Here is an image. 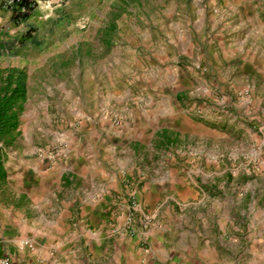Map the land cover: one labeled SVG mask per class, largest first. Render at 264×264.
Returning <instances> with one entry per match:
<instances>
[{
  "label": "rangeland",
  "instance_id": "obj_1",
  "mask_svg": "<svg viewBox=\"0 0 264 264\" xmlns=\"http://www.w3.org/2000/svg\"><path fill=\"white\" fill-rule=\"evenodd\" d=\"M31 1L25 22L13 17L23 11L17 0H0V74L24 70L28 91L20 133L0 140V220L26 206L17 193L34 191L52 161L67 177L71 163H86L81 175L113 198L101 219L78 209L80 233L109 245L94 259L79 246L82 264H264V0ZM101 97L126 98L101 112ZM147 97H179L181 115L153 121L124 148L108 139L91 149L102 133L107 140L101 127H138ZM196 151L186 163L200 171L191 173L194 192L145 187ZM65 181L70 197L76 188Z\"/></svg>",
  "mask_w": 264,
  "mask_h": 264
},
{
  "label": "crops",
  "instance_id": "obj_2",
  "mask_svg": "<svg viewBox=\"0 0 264 264\" xmlns=\"http://www.w3.org/2000/svg\"><path fill=\"white\" fill-rule=\"evenodd\" d=\"M169 43L167 49L170 50L171 41H169ZM170 54L171 51H167L165 54L166 58H168ZM161 63L163 62L159 61V64ZM155 67L158 68L159 65ZM162 89L161 92L167 91V87H163ZM101 98L102 99L99 101L101 112H107V107L104 106L103 103H106L107 100H111L112 98L123 102L126 97ZM147 98L148 103L142 109L144 120H140L138 127L135 126L134 130L125 135H122V133H113L114 135H111L106 128L101 127L100 129L105 131L107 140L104 139V133H102L101 135H103V138H100V144L95 146L90 144L91 149L93 148L95 150V148L100 145H107L106 142L108 139L111 144L115 145L116 150L118 147L124 148L126 145H131L135 141L137 142L140 133L143 134L149 131L153 121L156 120L159 122L162 118L167 119V121H173L174 118L177 117L176 114L180 112L179 97H175V99L174 97ZM165 99H167V101H165ZM165 102H167V104ZM77 111L80 110L78 109ZM152 112L155 113L153 114L154 118L151 116ZM180 115L179 113V116ZM164 128L168 129L169 127L164 126ZM89 129V132H94L93 134L98 132L96 126H91ZM159 130L160 128H156L155 133ZM176 132L180 135L186 134L180 130ZM81 135H83V133L80 134V137ZM114 136L116 137L113 138ZM171 146H174V143H171ZM172 148L173 147H171V149ZM176 154H181V150H175L172 161H175L176 157H179L176 156ZM197 155L198 152L196 151L193 157H188L184 160V163H178L176 161V168L165 171L159 180L151 178L150 183H146L145 187L147 188L148 186L149 191L154 193V196L161 195L163 191H165V187L173 190L175 192V197H185L189 192H194L192 187L194 178L191 176V173L200 171L197 163L191 165L192 169H189L186 163L188 161H196ZM81 168H87V164L80 163V165H76V163H71L67 169H63V172H69L67 173V177L64 176V174L61 175L60 170H57V163H53L52 161L49 168L47 167L45 171H42V175L37 171L36 179L38 182L34 191H27L25 193L19 191L17 193V197H25L26 206L18 209L14 207L10 208L8 213L10 217H6V220L5 218H3L4 220L2 221L0 220V258H5L7 264H82L78 247L83 245H86L89 250L93 252L92 259L107 254L109 246L108 239L100 235L99 237H86L83 233L81 234L77 228V223H79V221L76 222V215L78 209H80L81 214L87 216L86 221H93V216L95 215H99V219H101V215H105L109 212V209H112L111 198H113V195L111 196L109 194L110 197H108V187L97 184L94 180L95 176H90V179H88L87 175H81L84 173ZM70 173H73L71 177H69ZM101 174H103V179L108 178L106 170L102 169ZM65 180H71L69 181L71 182L70 187H72V189L76 188V190H81L82 193L77 194L75 190V194L70 197H65L62 191L65 189V186L60 187L66 183ZM80 183L82 185L81 187ZM84 184H87V186H84ZM98 190L100 194L99 197L96 198L94 192ZM142 191H144V189ZM102 194H104L103 197ZM131 194H137L139 201L140 198L142 201L144 197L143 194L137 190H134ZM145 197L147 200L148 195ZM78 201L82 204L78 205ZM122 208L131 210L130 206H123ZM0 210L6 212L4 207ZM17 211L19 212V216H17ZM203 221L205 224L209 223L206 217ZM211 221L213 220L211 219ZM1 231L7 232V235H4V233L2 234ZM22 245H25V248H23ZM90 264H96V261Z\"/></svg>",
  "mask_w": 264,
  "mask_h": 264
},
{
  "label": "trees",
  "instance_id": "obj_3",
  "mask_svg": "<svg viewBox=\"0 0 264 264\" xmlns=\"http://www.w3.org/2000/svg\"><path fill=\"white\" fill-rule=\"evenodd\" d=\"M21 12L15 11L14 18L27 21L35 3L31 0H17ZM27 74L17 68L8 69V75L0 74V140L15 141L20 133V116L27 100Z\"/></svg>",
  "mask_w": 264,
  "mask_h": 264
},
{
  "label": "built area",
  "instance_id": "obj_4",
  "mask_svg": "<svg viewBox=\"0 0 264 264\" xmlns=\"http://www.w3.org/2000/svg\"><path fill=\"white\" fill-rule=\"evenodd\" d=\"M47 159H50V160H52V157H48ZM44 160V159H43ZM136 209V208H135ZM23 247L25 246V245H22ZM0 264H7V260L5 259V258H0Z\"/></svg>",
  "mask_w": 264,
  "mask_h": 264
}]
</instances>
